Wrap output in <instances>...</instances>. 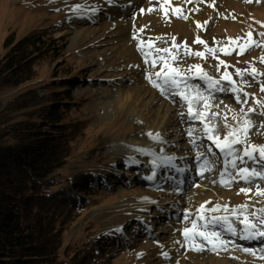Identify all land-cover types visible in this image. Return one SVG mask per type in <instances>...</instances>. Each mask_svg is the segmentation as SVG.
I'll use <instances>...</instances> for the list:
<instances>
[{"label":"rangeland","instance_id":"1","mask_svg":"<svg viewBox=\"0 0 264 264\" xmlns=\"http://www.w3.org/2000/svg\"><path fill=\"white\" fill-rule=\"evenodd\" d=\"M230 1L228 10L212 20L193 16V7H184L182 1L177 2L178 15L164 0H0V59L10 45L33 31H45L58 46L54 56L37 66L32 81L2 89L0 104L28 88H36L39 96L68 91L74 104L70 114L85 126L58 174L95 180L91 185L94 194L64 237L65 243L88 258L87 264H264V237L241 239V234L246 235L244 226L231 215L233 209L239 212L238 206L247 205L240 220L247 216L264 229L259 224L264 219V212L259 211L264 209V195H257L258 188L264 190V180H231L239 168H264V162L243 157L246 145H264V75H236L237 69L250 72L255 68L264 73L260 61L264 37L259 35L264 33V1ZM149 8L154 10L149 12ZM221 19L226 23L216 26ZM137 24L143 32L134 30ZM191 24L195 25L192 31ZM249 32L260 46L240 55ZM211 33L214 40L208 37ZM197 37L205 43H194ZM237 37L243 39L236 41ZM206 46L216 51L210 53ZM221 49L232 54L225 55ZM220 61L228 67L221 64L217 70ZM162 69L180 73L177 87L186 89L187 101L174 94V85H163L162 78L155 76ZM226 72L240 91L232 92V84L221 79ZM203 74L212 80L201 79ZM149 76L158 80L163 93L150 83ZM53 79L62 89L51 85ZM237 96L247 102L238 103ZM249 108L255 111L248 112ZM241 109L253 127L246 142L244 134H239L242 142L234 148L243 159L235 160L233 168L226 166L223 152L208 138L204 125L208 124L215 137H224L242 126ZM198 113H202L199 118L195 117ZM151 130L160 137L165 134L164 143H153L147 137ZM132 141L149 144L158 153L172 152L175 164L154 169L140 154L125 152ZM222 179L230 182L225 185ZM241 188L250 191L241 193ZM200 215L206 219H199ZM223 216L227 222L209 223ZM192 220L200 231H216L227 243L221 247L215 238L209 243L199 236L185 240L183 229L191 228ZM228 224L237 235L227 231Z\"/></svg>","mask_w":264,"mask_h":264},{"label":"trees","instance_id":"2","mask_svg":"<svg viewBox=\"0 0 264 264\" xmlns=\"http://www.w3.org/2000/svg\"><path fill=\"white\" fill-rule=\"evenodd\" d=\"M48 35L33 31L9 46L0 59V91L32 81L37 66L56 54ZM51 85L62 89L54 79ZM73 109L68 91L39 96L36 88L0 104V264L88 262L64 240L95 183L58 174L85 129Z\"/></svg>","mask_w":264,"mask_h":264},{"label":"snow or ice","instance_id":"3","mask_svg":"<svg viewBox=\"0 0 264 264\" xmlns=\"http://www.w3.org/2000/svg\"><path fill=\"white\" fill-rule=\"evenodd\" d=\"M169 2H170V0H164V3H169ZM246 2H251V0H246ZM161 6H163V5H161ZM79 7H81V6L80 5H76L75 6V8H79ZM153 10L154 9H152V8L148 9L149 12H151ZM141 11L143 12L144 10L142 9ZM175 13L179 15L181 13V10L180 9H175ZM183 18L187 19L186 16L183 17ZM196 23H197V27H201L202 26L200 24V22H196ZM140 31H143V29H140ZM246 35H247V37L249 39H248V42H246L245 45L241 46V51H240V53H238L240 55H242L245 51H247L249 48H251L253 46H260L259 42L251 40V32L247 33ZM259 35L264 37V33H260ZM228 39L230 41H232L231 37H229ZM241 39H243V38L242 37H237L236 41H239ZM194 43L204 44L205 42L203 40H201L199 37H197L196 40L194 41ZM233 43H235V41H233ZM142 44H143V41H141V44L138 45V48H140ZM185 47H186V45H185ZM206 48H207V46H206ZM162 51L163 52H168L169 50L168 49H163ZM207 51L210 52V53H214L216 50L212 49V48H207ZM221 51H224L225 55H231L232 54V52L229 51V50L221 49ZM185 54L186 55L191 54V55L200 56V57L204 56V53H202V52H194V53L186 52ZM145 55L147 56L148 54L145 53ZM159 59L161 61H163L164 57L160 56ZM260 61L262 63H264V56L260 57ZM221 64H223L225 66V68L228 67V65L225 64L224 61H220L219 64L216 66L217 70H219V67H220ZM153 66H155V62L153 63ZM193 67L200 68L199 65H195ZM245 73L253 76V78H255L256 75H264V73H258L255 68L251 69L250 72H248V70H240V69L236 70V75H238V76L243 77L245 75ZM179 75H180V73L177 72L175 69H172L170 72H164L163 69H162L160 72L155 73V76L158 79L162 78L163 85L172 84L174 86H178V81H177L176 77H178ZM146 78H148L150 80V83H152L154 87L160 88L161 92L163 93L164 88L162 87V85L160 83H158V80H153L151 78V76L146 77ZM200 78L201 79H207L209 81L212 80V78L207 76V74L201 75ZM221 79L222 80H228L232 84V87H231V91L232 92L235 93V92L240 91V89H238L237 86L235 85V82L231 81V76L227 72L221 77ZM213 83H219V82L218 81H213ZM261 91H264V86L261 87ZM180 95H181L182 99H184V100L188 99V97L185 96L183 93H180ZM245 95L247 96V94H245ZM237 102L238 103H246L247 100L246 99L241 100L240 97L237 96ZM256 102L259 103L258 100ZM241 111H242V113H243V115L245 117V119L243 120L242 126L239 127V128H232L231 131H229L224 136V143L223 144H221L218 139L213 141L216 144V146L218 148H220L221 152L227 151V153L229 155H231L233 153V146L237 145V144H240L242 142L239 139V134L240 133L244 134L245 142H246L247 133L253 127V123H252V121L246 119L247 112H244L243 109H241ZM254 111H255V109H253V108H249L248 109V112H254ZM189 113L191 114V107H189ZM200 115H202V113H198L197 114V118H199ZM213 115H215V114H213ZM205 131L206 132L209 131L207 125L205 126ZM189 134H191V133H189ZM261 134H264V132H262ZM149 135H151V134H149ZM157 138H158V134H157ZM208 138L210 140L213 139V137L211 135H209ZM254 153H258L259 154L258 158L256 156H254ZM243 157H247L249 160L258 159L260 162H264V145H251L250 147L246 145L245 148L243 149ZM243 157H241L239 154H237L235 156V159L233 161H231L232 167L236 168L235 160H242ZM254 178H260L261 180H264V168H262L260 171H257V169H255V168H252V169H249L247 167L239 168V169H237L235 175H233L231 177V180L240 179V180H243V181H246V182H251ZM229 182L230 181H226V180H223V179L221 180V183H223L225 185H227ZM249 191H250L249 188H241L240 189V192L241 193H245V194H247ZM257 195H264V190L258 188L257 189ZM218 207L219 206H217V208ZM224 207L227 208V206H224ZM246 207H247V205H240V206H238V208L240 209L239 212H237L235 209H233L231 211V215L236 216L237 219L239 220V222L244 226L243 229H242V233H246V235L241 234L240 238L241 239H258L260 237H264V229L258 227V225L256 223L252 222L250 219H248L247 216H245L244 219L240 220V217L245 215L243 209L246 208ZM200 208L203 209L204 205L202 204L200 206ZM216 210L217 209H212L211 211H216ZM259 211L264 212V209H260ZM250 215L255 217L256 216V212H252ZM187 218L188 217L186 215L185 219H187ZM199 219L204 220V219H206V217L203 216V215H200ZM220 220H223V221L227 222L228 217L227 216L213 217L209 221V223H218ZM191 224H192L191 228H187L186 227V228L183 229V235L185 237V240H193V239H195V237L199 236V237H202L204 240L208 241L209 243L212 242L211 238H215V240H217L219 242V246H221V247H223L227 243L226 241H224V240H222L220 238V233H218L216 231H212V232L200 231L197 228V221L196 220H192ZM259 224L260 225H264V219H260L259 220ZM204 227L207 228V225H205ZM227 231L230 232L232 235H237L238 234L236 232L235 228H233V226L231 224H228ZM195 250H202V248L201 247H197ZM212 250L213 251L216 250V245L215 244L213 245ZM243 251L250 252L253 255H255V252L253 250H251V249L245 248V249H243ZM164 255H167V253H164Z\"/></svg>","mask_w":264,"mask_h":264},{"label":"bare ground","instance_id":"4","mask_svg":"<svg viewBox=\"0 0 264 264\" xmlns=\"http://www.w3.org/2000/svg\"><path fill=\"white\" fill-rule=\"evenodd\" d=\"M180 1H182V5L184 7H190V6L193 7V10H192L193 16L200 17V18L207 17V18H210L212 20L217 15H223V13L226 10H228L229 6L231 5V1L230 0H170L169 5L172 8H174V9H179L177 2H180ZM244 1L246 2V0H244ZM261 1H264V0H261ZM199 3H201L202 5L200 7H196L197 4H199ZM243 5H245V4H243ZM155 16H156V19L157 20L159 19V20H162L163 21V18H162L161 15L156 14ZM217 22L218 23H216V26H219L220 24L222 25V24L226 23L224 21V19H221V20H219ZM170 27H174L173 24ZM205 27H207V26H205ZM194 28H195V25L194 24H191L189 26V30H191V31ZM140 29H143V31H144V28L141 27L138 24H137V26L134 27V30L136 32H138V33L143 32V31H140ZM121 31H124V30L121 28ZM132 32L133 31H128L127 33H132ZM138 33L136 35L137 37H139V35H140V34L138 35ZM181 34H184V30L181 31ZM161 36H163V35H161ZM208 37L210 39H213L214 40V37L215 36H213V34L211 33V34L208 35ZM189 81H190V78H188L187 82H189ZM178 84H180V83H178ZM184 90H186V89H183V87L182 88H180V87L178 88L177 86H174V94H177L178 96H181L180 93H183L184 94V92H183ZM187 100H184V101H187ZM165 101L168 102V101H170V99L169 98L168 99L166 98ZM148 108H151V107H148ZM170 108L171 107L168 108L167 112L170 110ZM175 111L176 110H173V112H175ZM175 115H177V113ZM170 116L171 115H169V117ZM195 117H197V115H195ZM177 119H181L180 116H178ZM201 119H203V118H201ZM206 125H208V124H205L204 126H206ZM208 129H209L208 132L205 131L206 132V135L207 136L211 135L212 137H215L216 135L214 134L213 130L210 127H208ZM149 134H151V135H149ZM147 137H149V139L151 141H153V143H156V142H159V143L162 142V143H164L163 141H165V139H164L165 134L163 136L161 135V137L158 136V138H157V133L154 130H151L148 133ZM222 137H220V138L215 137V138H213V141L216 140V139H218L219 142L221 144H223L224 143V137L223 138ZM159 147H161V145L158 146V148ZM234 147L235 146H233V153L231 155H229L227 153V151L223 152V154H222V157L225 160L224 163L228 167L232 164L231 161H233L235 159V156L238 154V153H236V149ZM125 152L128 155H135L137 153L140 154L142 160H144L146 162H149L150 165H152L154 167V169H156V170H157V167L158 166H166V164H168V163H171L173 165L175 164L174 161H172V156H174L172 154V152H169V153H160V152L158 153V152H155L154 151V148L151 145H149V144H141V145H139V144L135 143L134 141H132L131 143H129V145L126 146ZM240 152H242V149H241ZM178 170H180V169H178ZM180 173H181V171H179V174ZM175 192H177V190Z\"/></svg>","mask_w":264,"mask_h":264}]
</instances>
